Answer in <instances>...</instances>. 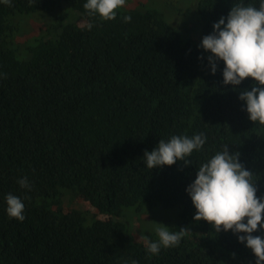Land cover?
I'll use <instances>...</instances> for the list:
<instances>
[{
	"label": "trees",
	"instance_id": "trees-1",
	"mask_svg": "<svg viewBox=\"0 0 264 264\" xmlns=\"http://www.w3.org/2000/svg\"><path fill=\"white\" fill-rule=\"evenodd\" d=\"M66 1L70 10L47 26ZM85 2L0 3V264H256L237 234L194 220L185 191L228 144L264 196V123L239 99L254 80L223 84V61L211 74L198 47L240 0H125L111 20ZM36 13L46 28L28 37L22 20ZM201 132L206 143L188 163H144L160 139ZM9 193L24 202L22 222L6 212ZM159 204L182 207L170 230L186 233L151 254L158 234L140 236L118 218Z\"/></svg>",
	"mask_w": 264,
	"mask_h": 264
},
{
	"label": "clouds",
	"instance_id": "clouds-1",
	"mask_svg": "<svg viewBox=\"0 0 264 264\" xmlns=\"http://www.w3.org/2000/svg\"><path fill=\"white\" fill-rule=\"evenodd\" d=\"M9 2L0 0V3ZM124 4L125 0H86L84 7L90 14L111 20ZM124 20L130 21L131 17L125 16ZM91 27L89 25V29ZM198 47L209 53L211 74L216 73L218 62L223 61V84L235 88L245 78H253V86L240 91L239 99L249 120L264 123V0H259L258 7L240 0L226 17L221 16L213 23L212 32L202 37ZM206 140L202 132L192 136L172 135L167 141L160 139L151 151L145 150L144 163L149 169L171 166L180 160L188 163L187 157L201 150ZM252 175L239 160V154H230L225 144L222 150L200 164L195 179L185 191L196 209L194 220H206L218 232L231 230L251 249L256 264H264V236L254 235L264 232V196L257 195ZM18 183L22 188L31 187L27 177L20 178ZM5 199L8 216L22 222L24 202L11 193ZM156 231L159 239L147 242V251L151 254H158L162 247L177 246L186 233L185 228L172 231L165 225Z\"/></svg>",
	"mask_w": 264,
	"mask_h": 264
},
{
	"label": "rangeland",
	"instance_id": "rangeland-1",
	"mask_svg": "<svg viewBox=\"0 0 264 264\" xmlns=\"http://www.w3.org/2000/svg\"><path fill=\"white\" fill-rule=\"evenodd\" d=\"M134 1L138 2L145 0ZM71 6L72 5L66 1L63 2V6L58 11L53 9L47 15V26H56L59 22L58 18L60 13L70 10ZM37 14L39 13L28 15L22 20V23L27 21L30 25L31 32L27 34L28 37H34L36 34H38L41 27L44 29L46 28L45 22L41 17H33ZM181 212L182 207L180 206L166 208L161 204L157 205L153 209L144 208L143 211H138L134 207H127L124 210V215L118 219L127 222L133 233H136L140 236H145L147 232H150L151 234L157 233L156 229L158 227H164V225L168 226L170 229L180 226L181 221L184 219V217L180 215Z\"/></svg>",
	"mask_w": 264,
	"mask_h": 264
}]
</instances>
